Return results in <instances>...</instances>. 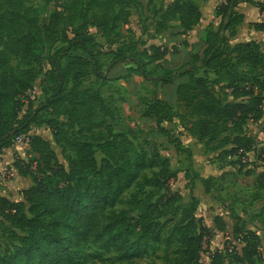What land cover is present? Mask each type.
<instances>
[{
  "label": "trees",
  "instance_id": "1",
  "mask_svg": "<svg viewBox=\"0 0 264 264\" xmlns=\"http://www.w3.org/2000/svg\"><path fill=\"white\" fill-rule=\"evenodd\" d=\"M66 1L64 16L61 11L47 15L48 10L36 6L35 0H0V154L11 148L18 136H29L28 154L37 156L27 168L17 167L22 176L33 181L23 192V201L0 196V216L9 225L10 239L18 243L12 253L0 255V264H86L101 256L91 252L93 247L114 253L117 262H128L150 256L157 245L170 247L179 240L165 237L161 222L172 211L177 213L183 200L170 188L175 175L169 160L159 153L149 156L139 151L131 132H116L108 122L114 120L115 110L102 91L82 88L90 68L103 80L140 76L156 87L158 78L149 66L167 59L170 52L155 45L140 50L138 41L122 42L108 53L113 58L104 76L99 48L120 43L117 29L129 24L132 9L141 0ZM241 3L264 12L263 2L223 0L215 11L219 30H206L198 44L205 47L204 52L181 68L166 69L159 78L164 87L183 80L177 83L175 96L184 108L187 129L221 159L252 151L256 142L245 134L243 126L249 119L264 117V50L254 40L231 42L245 22V14L239 11ZM202 17L198 0H173L159 14L156 34L172 31L177 25L176 35L187 36ZM252 27L264 31L258 23ZM59 42L65 46L52 54L53 45ZM44 51L51 68L40 84L44 97L40 111L66 118L61 124L59 120L50 122L66 165L46 139L30 135L39 112L21 116L20 98L33 90L43 74ZM221 93H230L234 101H227ZM238 98L247 100L236 101ZM171 114L170 104L156 97L142 117L160 128L172 121ZM102 128L107 137L98 140L94 134ZM160 131L168 133L163 128ZM230 145L232 148L226 149ZM97 153L102 155L100 162ZM153 170L157 172L148 176L146 172ZM131 189L135 191L126 201L129 208L117 211L116 206ZM196 210L192 204L185 211L191 217ZM186 227L189 234L197 228L194 220ZM220 230H225L223 224ZM200 231L180 240L182 264H201L204 229ZM246 239L244 252L250 262L258 236L252 233ZM212 264H225L224 255L213 253Z\"/></svg>",
  "mask_w": 264,
  "mask_h": 264
},
{
  "label": "rangeland",
  "instance_id": "2",
  "mask_svg": "<svg viewBox=\"0 0 264 264\" xmlns=\"http://www.w3.org/2000/svg\"><path fill=\"white\" fill-rule=\"evenodd\" d=\"M220 1L198 0L203 9V28L219 30L220 18L215 17V11ZM255 1L264 3V0ZM172 2L173 0H141L140 5L132 9L129 24L117 29L120 43L114 46L102 44L99 48L100 71L102 75L107 76L113 58L108 53L122 42L138 41L140 50L151 45L164 47L170 52L167 59L149 66L153 77L158 78L156 87L151 81L140 76L128 80H103L90 68V75L84 79L82 88L102 91L108 105L115 110L114 120L108 119V122L114 126L116 132H131L139 151L144 150L149 156L159 153L163 159L169 160L171 172L175 175L170 182V188L180 194L183 200L177 205V213L172 211L171 215L161 222L164 224L163 235H172L179 240L170 247L157 245L156 251L150 256L128 262H117L114 260V253H102L93 247L91 252L101 256L90 259L86 264H182L181 252L184 247H181V241L186 235L200 234L201 227L204 229L199 255L201 264H212V254L217 251L224 255L225 264H264V117L260 120L249 119L243 126L245 134L254 138L255 148L225 159H221L218 152L208 151L204 142L188 131L184 108L175 96L177 83L183 80H177L176 83L164 87L159 78L166 69L176 70L191 62L195 55L204 52L205 47L196 45L201 36L197 31L188 36L189 43L184 37L177 36V25H173L174 31L156 34L159 14ZM34 4L45 7L48 10L47 15L53 11H61L64 16L67 15L66 0H35ZM241 6L246 22L237 29V36L231 42L234 44L254 40L259 42L264 50V31H253L252 27L254 23L264 26V12L253 4L241 3ZM71 32L72 29L69 28L67 33ZM91 34L96 36L95 31ZM64 46L61 42L54 44L52 54L54 50ZM73 53L83 55L79 51ZM41 54L43 74L37 79L33 90L20 98L23 102L21 116L39 112V120L31 126L30 135L46 139L60 162L66 165L67 159L54 139L50 124L53 120H59L61 124L66 118H58L51 112L40 111V105L44 102L40 84L45 80V73L51 68L47 52ZM13 65L16 66L17 63L14 61ZM62 65L65 66L66 63L63 61ZM113 74L112 72L111 77H114ZM209 77L213 78V75ZM229 94L221 93V96L227 101H234ZM156 97L166 101L172 108V121L164 122L160 126L168 132L167 134L162 133L155 122L144 121L142 117L149 103H153ZM242 100L246 101L247 98L236 99ZM94 136L100 140L107 137V132L102 128L97 130ZM11 148L10 161L0 169V196L23 201V192L33 185V181L30 177L22 176L17 167L27 168L37 156H30L29 146L24 143ZM231 148L230 145L226 149ZM5 154V150L2 151L0 159ZM96 157L100 162L102 155L97 153ZM154 172L157 170L146 173L152 176ZM133 191L135 190L131 189L125 194L124 201L116 206L117 211L129 208L126 201ZM192 204L196 205L197 210L190 217V213L185 210ZM191 220L195 221L197 228L189 234L186 226ZM221 224L225 226L224 231L220 230ZM252 233L257 234L258 245L252 261L249 262L244 249L247 245L246 238ZM17 245L18 243L9 237V225L0 216V255L12 253Z\"/></svg>",
  "mask_w": 264,
  "mask_h": 264
},
{
  "label": "crops",
  "instance_id": "3",
  "mask_svg": "<svg viewBox=\"0 0 264 264\" xmlns=\"http://www.w3.org/2000/svg\"><path fill=\"white\" fill-rule=\"evenodd\" d=\"M223 2V0H221L220 1V4ZM241 4L239 5V11L241 12V13H243L242 11H241ZM201 10H202V13H203V9H202V7H201ZM244 14V13H243ZM246 19V18H245ZM202 20H203V17H202ZM202 20H201V22H200V24L197 26V27H195L194 29H193V31H191L187 36H184V38L186 39V41H187V43H189V35L190 34H192V33H194V31L196 32L197 31V33L199 32L200 34H201V36L199 37V40H198V42H197V44L196 45H198L199 43H200V41H201V38H202V36L204 35V33H205V31H206V29H210V27H207V28H203V26L201 25V23H202ZM245 22H246V20H245ZM244 22V23H245ZM243 23V24H244ZM253 31H255L254 29H253ZM194 42V41H193ZM12 150V148H9V149H6L5 150V152H6V154L5 155H2L1 156V159H0V169L1 168H3L4 166H5V164L6 163H8L9 161H10V151Z\"/></svg>",
  "mask_w": 264,
  "mask_h": 264
},
{
  "label": "built area",
  "instance_id": "4",
  "mask_svg": "<svg viewBox=\"0 0 264 264\" xmlns=\"http://www.w3.org/2000/svg\"><path fill=\"white\" fill-rule=\"evenodd\" d=\"M29 142H30L29 136H18L13 143V147H15L21 143H24L28 146Z\"/></svg>",
  "mask_w": 264,
  "mask_h": 264
}]
</instances>
